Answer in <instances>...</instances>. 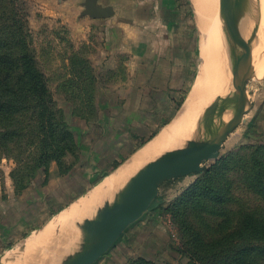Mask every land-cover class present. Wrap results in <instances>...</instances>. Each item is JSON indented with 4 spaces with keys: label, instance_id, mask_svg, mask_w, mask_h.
I'll return each mask as SVG.
<instances>
[{
    "label": "rangeland",
    "instance_id": "374dc122",
    "mask_svg": "<svg viewBox=\"0 0 264 264\" xmlns=\"http://www.w3.org/2000/svg\"><path fill=\"white\" fill-rule=\"evenodd\" d=\"M18 2L24 10L22 20L30 32L36 62L50 92L67 113H70L73 106L80 110L81 115L71 118L79 147L63 157L62 166L52 161L47 172L43 169L33 172L32 168L40 160L39 149L35 153L31 149L30 152L18 156L0 157L2 264H26L29 247L51 223L71 212L77 202L89 195L87 192H92L107 176L130 161L144 145L171 124L183 108L201 67L200 31L193 0H141V5H150L151 10L142 11L143 7H140L139 12L147 13L149 10L154 18L157 13L153 12H162L165 21L169 20L174 28L173 32L161 31V34L143 29L140 25L137 29L131 28V34L135 32L136 42L152 41L160 37H168L173 42V48L169 50L173 49L174 55L166 62L171 63L168 69L174 70V84L170 86L169 92L160 89L155 91L154 96L151 94L149 97H139L140 92L132 89L134 81L130 80L132 71L128 75L126 64L130 58L126 57L127 54L114 60L113 69L105 70L102 74L97 72L95 58H100L99 48L104 38L97 31L96 19L85 12L87 0H75L73 5L75 9L82 8L83 12H70V1H66L67 11L63 12H54V9H62L59 0ZM135 2L136 0L128 2V12L136 9ZM83 33L85 37H82ZM77 36L82 39H77ZM131 40L129 41L132 44ZM189 45L192 46L191 50ZM96 77L98 82H94V85L99 84L98 91L94 92L93 87L84 90V86L92 84ZM252 79L248 82V87ZM183 81L185 85L182 87ZM188 81L191 85L189 90L186 89ZM260 88L264 90V79L258 89ZM80 91L83 92L80 96H84L81 100L86 102L87 97L91 99L95 106L94 111L86 108L88 105L81 104L80 101L75 104L70 101L72 105L69 108L67 100L72 98L73 92ZM250 91L251 96H254V90ZM172 93L174 97L171 96ZM247 101L244 107L248 114H244L245 121L242 120L226 142L234 135H238V139L229 147L225 143L220 158L203 164V171L165 182L144 217L131 225L94 264H130L139 257L152 259L158 264H188V257L180 252L182 241L178 225L167 208L222 158L243 145L264 143V95L259 100L250 99L248 96ZM135 105L138 111L132 114V109L128 108ZM174 113L175 116L167 122ZM132 115H135L134 122H127L128 116ZM134 148L137 149L136 152L130 154ZM123 158L126 159L121 160ZM14 170L17 171L16 179L12 176ZM124 185L97 208L93 218L105 209ZM76 225L67 242L72 255L75 251ZM39 230L41 232L37 233ZM24 242H29L28 249L14 258L15 252ZM45 251V248L42 249V253ZM44 259L45 257L34 259L31 264H50ZM64 261L62 258L51 264H62Z\"/></svg>",
    "mask_w": 264,
    "mask_h": 264
},
{
    "label": "trees",
    "instance_id": "16d2710c",
    "mask_svg": "<svg viewBox=\"0 0 264 264\" xmlns=\"http://www.w3.org/2000/svg\"><path fill=\"white\" fill-rule=\"evenodd\" d=\"M22 12L18 0H0V157L39 149L32 170L47 172L52 161L62 166L63 157L79 147L71 118L81 112L71 102L91 111L95 106L88 97L81 100L82 91L67 100L70 113L58 105L36 62ZM97 80L84 90L98 91ZM167 210L188 264H264V143L243 145L222 158ZM130 264L158 263L139 257Z\"/></svg>",
    "mask_w": 264,
    "mask_h": 264
},
{
    "label": "water",
    "instance_id": "95a60500",
    "mask_svg": "<svg viewBox=\"0 0 264 264\" xmlns=\"http://www.w3.org/2000/svg\"><path fill=\"white\" fill-rule=\"evenodd\" d=\"M222 2L224 13L230 16L235 25L233 39L236 48L232 54L226 90L215 101L214 110L204 122L199 136L190 138L196 150L180 160L188 143L181 144L168 151L161 163L139 170L93 220L77 223L74 254H70L62 264H94L98 261L131 225L144 217L165 182L201 172L204 170L203 164L217 161L230 134L242 123L248 82L253 78L249 75V63L260 23L252 0ZM85 7L86 14L95 19L110 18L115 12L111 6H99L98 0H87ZM29 245V242H24L14 258L23 254ZM2 263L3 259L0 258Z\"/></svg>",
    "mask_w": 264,
    "mask_h": 264
},
{
    "label": "bare ground",
    "instance_id": "6f19581e",
    "mask_svg": "<svg viewBox=\"0 0 264 264\" xmlns=\"http://www.w3.org/2000/svg\"><path fill=\"white\" fill-rule=\"evenodd\" d=\"M252 1L257 10L255 13L260 28L249 63V75L253 79L248 87V96L250 99L259 100L264 95L262 87L258 89L264 79V0ZM222 5V0H193L200 31L201 67L178 116L153 140L144 145L130 161H125V164L103 179L101 184L93 187L92 192H87L89 195L77 202L71 212L63 214L60 219L51 223L29 247L26 264L44 257L50 264L62 258L67 259L70 256L67 242L73 227L78 222L93 220L97 208L139 170L161 163L165 154L177 144L188 143L180 160H184L196 150V146L190 143V138L199 136L204 122L214 110L215 101L226 90L230 79L231 57L235 50L233 39L235 25L230 16L224 13L226 11ZM250 90H254V96H251ZM237 139L238 135H234L226 142L227 147ZM44 248L46 251L42 253Z\"/></svg>",
    "mask_w": 264,
    "mask_h": 264
},
{
    "label": "crops",
    "instance_id": "0c3cea01",
    "mask_svg": "<svg viewBox=\"0 0 264 264\" xmlns=\"http://www.w3.org/2000/svg\"><path fill=\"white\" fill-rule=\"evenodd\" d=\"M66 1L71 2L70 12H83L82 8H73L75 0H59V2L62 3V9L61 11H57L58 9L55 11L54 9V12H63V10L67 11L65 9L67 4ZM130 1L132 0H99L98 2L99 6H111L115 12L110 18L96 19V24L98 26L97 31L102 34V38H104L103 42L100 44L101 47L99 48L100 58H95L96 70L102 74L105 70L113 69L115 67L114 60L122 54H127L126 57L130 58L126 64L128 75L130 76L132 71L133 75L130 77V80L134 81L132 89L135 88L134 91L137 90L140 92L138 95L139 97H149L151 94L154 96L155 91H160V89H166V92H169L170 86L174 84L175 81L173 68L168 69V66H171V63L169 64L166 62L172 55H174L173 49L169 50L170 48H173L172 40L169 41L168 37L166 39L160 37L152 41L139 43L136 42L137 38L135 32L131 34V28L134 27L137 29V26L140 25L143 29L157 31L158 34H161V31L173 32L174 28L172 27V24L169 23V20L165 21L166 18L161 15L162 12H153L157 13L155 18L150 15L149 10L147 13L139 12L140 7H143L142 11L145 9L151 10L150 5L142 6L141 0H136L134 6L136 9H134L133 12H128L129 6L127 5ZM126 10L127 12H125ZM127 21H129V23H127ZM153 26H155L156 29ZM82 37H85L84 33L82 34ZM82 37L77 36V39H82ZM129 40L132 41V44ZM188 47L190 50L192 49V46L189 45ZM149 60L151 62H149ZM187 64L189 66V63ZM183 85H185L184 81L181 86L183 87ZM190 86V82L188 81L186 89L189 90L188 88H190ZM128 94H130V92ZM171 96L174 97V94L172 93ZM128 109H132L130 111L132 114H136L138 111L137 105L132 106L131 108L129 107ZM173 116H175V113L168 118L167 122H169ZM137 118L138 116L136 119ZM126 120L130 123L134 122L135 115L128 116ZM154 127L157 129L160 128V126ZM136 150L137 149L134 148L130 154H134ZM125 159L126 158H123L121 160Z\"/></svg>",
    "mask_w": 264,
    "mask_h": 264
}]
</instances>
